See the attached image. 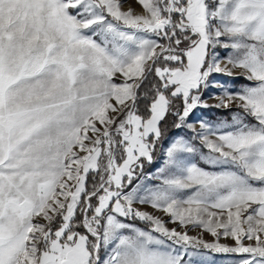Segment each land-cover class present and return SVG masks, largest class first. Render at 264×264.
<instances>
[{
	"label": "snow or ice",
	"instance_id": "snow-or-ice-1",
	"mask_svg": "<svg viewBox=\"0 0 264 264\" xmlns=\"http://www.w3.org/2000/svg\"><path fill=\"white\" fill-rule=\"evenodd\" d=\"M135 2L0 0V264H185L189 248L264 264V0ZM235 69L254 84L210 80ZM210 87L240 110L234 130L201 123L202 159L221 170L185 161L199 149L180 138L147 187L162 121L183 125Z\"/></svg>",
	"mask_w": 264,
	"mask_h": 264
},
{
	"label": "rangeland",
	"instance_id": "rangeland-1",
	"mask_svg": "<svg viewBox=\"0 0 264 264\" xmlns=\"http://www.w3.org/2000/svg\"><path fill=\"white\" fill-rule=\"evenodd\" d=\"M131 7L136 13L142 11L141 6L135 2V0H127L124 2L122 0V8L127 10ZM218 58L222 63V66L227 63V57L231 54L232 49L217 47ZM230 67V66H229ZM210 80L214 83L226 84L229 90L235 91L239 90L241 87L254 84V82L247 81L241 75V70H233L232 76H224L221 74H214ZM220 91L217 88H208L204 90L202 97L203 100L209 105L208 107H197L194 109L190 115L186 118L183 125L175 128V131L171 132L166 138L157 142L155 150L153 152V161L149 163L148 161H143L144 168L143 174L145 177L151 175L152 179H145L143 181L144 185L149 188L157 187L161 183L160 169L165 167L167 161V149L180 138L189 141L193 146L199 149L198 152L193 154H185L184 159L187 162L196 163L200 167H204L208 171H219L221 170L218 167L209 166L203 159L201 154H206L207 149L203 147L202 135L204 130L201 128V123H207L210 125L213 130L219 131H231L234 130L233 125L236 123L234 117L239 113V109L236 104H233L230 108H218L215 107L220 101L218 99ZM143 107L144 112V106ZM177 119V124H179ZM176 124V125H177ZM192 125V127H188ZM211 139H215V136H211ZM92 182V181H91ZM91 185V184H90ZM191 195V190H185L179 194L181 199H186L187 196ZM141 210L148 211L153 215L159 216L162 220L165 221L166 225L169 228H176L178 231H187L190 236L199 237L206 242H214L215 238L203 228L194 227L192 225L182 226L179 222H172L168 215L162 213L156 209H153L151 205H137ZM136 227L149 230L151 225L146 224L144 221L140 220H131ZM220 243L226 244L229 246H234L235 241L231 237H220ZM245 243H253L252 241L245 240ZM189 253L195 252V255H185L184 261L185 264H238L241 254L235 253H218L209 249H192L189 248ZM103 255V252H102Z\"/></svg>",
	"mask_w": 264,
	"mask_h": 264
},
{
	"label": "trees",
	"instance_id": "trees-1",
	"mask_svg": "<svg viewBox=\"0 0 264 264\" xmlns=\"http://www.w3.org/2000/svg\"><path fill=\"white\" fill-rule=\"evenodd\" d=\"M180 102L177 101V105L179 106ZM143 107H141V114H144L143 112ZM176 124H177V117L175 115H169L168 117H166V119L164 121H162L161 123V131H162V140L164 138H166L171 132L175 131L176 128ZM92 175L90 173V177H89V186L91 184L92 181Z\"/></svg>",
	"mask_w": 264,
	"mask_h": 264
}]
</instances>
